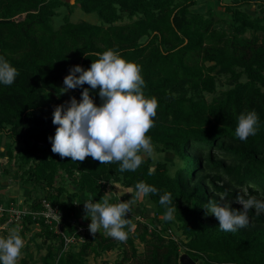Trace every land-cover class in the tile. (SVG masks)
<instances>
[{
	"label": "trees",
	"instance_id": "trees-1",
	"mask_svg": "<svg viewBox=\"0 0 264 264\" xmlns=\"http://www.w3.org/2000/svg\"><path fill=\"white\" fill-rule=\"evenodd\" d=\"M210 1L223 9L222 15L212 5L194 11ZM74 3L85 13L98 14L102 23H74L67 14L55 29L57 10L69 3L0 0V57L19 73L11 86L0 84V137L10 140L8 162L17 164L21 183L31 187L27 213L8 224L5 213L0 227L21 225L18 233L24 241L30 226H39L30 242L42 239L46 248L41 263L24 257L20 264H89L90 258L114 251H120V257L112 264H181L184 254L196 264H264V213L249 210V226L229 233L220 230L219 221L205 208L209 200L221 202L220 195L226 193L232 207L242 210L235 199L249 184L255 188H249L248 195L264 201V0ZM252 6L256 13L248 10ZM225 24L227 30L220 27ZM107 50L140 66L145 97L158 101L154 127L147 135L154 150L173 158L170 163L161 160L153 166L151 159L143 158L136 171L121 173L117 162L102 165L91 157L72 162L52 153L49 137L54 138L58 127L52 123L56 106H67L72 97L80 102L85 88L97 106L102 104L99 89L87 84L69 90L70 95L63 93L65 77L77 65L88 70L98 59L94 54ZM222 78L228 89L218 91ZM251 111L259 117L258 131L242 142L235 136L238 116ZM138 182L158 190L144 197L154 217L140 220L127 214L135 228L125 229L126 242L104 231L80 235L84 203L101 201L114 184L135 193ZM166 192L171 193L170 206L177 208L171 221L157 217L167 210L159 203ZM47 203L60 211L62 230L80 241L79 247L73 249L77 242L68 244L47 223L42 215ZM11 205L24 210L18 202L0 200V206ZM174 230L183 237H173Z\"/></svg>",
	"mask_w": 264,
	"mask_h": 264
},
{
	"label": "clouds",
	"instance_id": "clouds-1",
	"mask_svg": "<svg viewBox=\"0 0 264 264\" xmlns=\"http://www.w3.org/2000/svg\"><path fill=\"white\" fill-rule=\"evenodd\" d=\"M94 55L98 59L91 63L88 70L79 65L70 68V74L63 81L65 88L62 91L65 93L87 84L91 90L99 89L102 104L97 106L89 89L85 88L80 102L72 97L67 106H56L52 123L58 127L54 138L49 137L51 151L61 158H71L72 162H83L87 157L102 165L117 162L121 173L134 172L144 162L141 153L148 156L154 153L151 137L147 134L154 127L158 101L155 97H145V81L140 66L126 61L114 50ZM18 75L17 69L0 57V84L11 86ZM258 125L259 117L255 111L241 113L235 136L242 142L246 141L257 134ZM153 173L154 168H150L148 174ZM76 175H80V171L77 170ZM249 188L255 186L249 184L243 187V194L235 199V203L242 205V210L232 207V201L226 199V193L220 195L222 203L209 200L205 206L207 214L219 221L221 231L234 233L248 227V212L251 209H255L257 214L264 213V201L249 196ZM129 192H133V189H129ZM157 193L154 186L138 182L134 196L127 202L111 204L106 198L108 194L97 203L87 201L84 203V212L85 219L91 221L90 233L95 235L103 229L108 237L126 242L128 232L125 229L130 231L135 228L131 220L126 218L132 205L149 194ZM159 203L167 209L163 219L171 221L177 211L176 206H170L171 193L160 196ZM23 247L24 241L15 228L7 236H0V264H17Z\"/></svg>",
	"mask_w": 264,
	"mask_h": 264
},
{
	"label": "rangeland",
	"instance_id": "rangeland-1",
	"mask_svg": "<svg viewBox=\"0 0 264 264\" xmlns=\"http://www.w3.org/2000/svg\"><path fill=\"white\" fill-rule=\"evenodd\" d=\"M69 3L68 5L60 8L57 10V15L54 16L52 20V25L55 29H59L60 26L64 23V17L67 14H71V21L74 23L86 21L92 24H101L102 20L99 17L98 14L93 13V14H88L85 13L81 8L80 5L75 4L74 0H63ZM226 2L228 0H225ZM212 7L216 10V12L220 15L223 12V9L220 8L219 6L214 5L213 1L207 2L205 4H201L198 6V8L194 9V11H201V10H207L208 7ZM214 5V6H213ZM248 10L253 14L256 13V7L252 6L249 7ZM258 12V11H257ZM222 15V14H221ZM222 18V16H220ZM225 17V16H224ZM220 27L224 30L228 29V25H220ZM228 89V85H226V78H222L221 82H219L218 85V91H224ZM67 95H70V91L65 92ZM208 99H211V95H207ZM10 140L6 136H1L0 137V200L4 202H9V201H14L18 202V205H21L24 207V210L26 211L27 206H26V201L29 197V194L31 192V187L29 185H23L21 183V180L19 176L16 174L18 166L17 164H13V162H8V158L6 155V151L8 149ZM16 150V149H15ZM143 158H149L152 161L153 166L161 160H166L168 163L173 161V158L169 155H162L158 153L156 150H154V153L152 156H148L147 154L143 153ZM8 172V174L6 173ZM67 188L70 191L74 190V187L71 183L66 182L65 183ZM107 196L110 198H117V203L120 201L122 202H127L134 196L135 193L129 192L128 189L123 188L119 184H114L112 186H108L107 188ZM33 197L36 196L35 193L32 194ZM145 198H141L137 200L131 207V212L128 213L131 216L136 217V219L143 220L145 217H154V211L151 209L149 205L145 204ZM145 213V215H143ZM165 212H160L159 215L157 216L160 220H163ZM85 212L80 211L79 217L82 220V223L79 225V232L80 235H84V233L89 230V224L91 223L90 219H85ZM21 225H16V226H11V225H6L3 228H0V236L3 235V232H10L12 228H15L18 232L21 230ZM40 231L39 226L36 227H31L30 226V231L27 233V237L24 240V247L21 251V256L19 260L17 261V264H20V261L24 257H29L33 262L36 263H41L42 258L46 254V248H43L42 246V239H38L35 242H30V239L33 235H35L37 232ZM104 230L101 229L99 232H103ZM177 231V230H176ZM175 230L172 232L173 237L176 239H179L183 237L181 233L178 231L176 232ZM77 242L74 244L73 249H76L79 247V242L80 241H75ZM140 251L144 250V247L142 244H138ZM120 257V251H114L110 252L106 255H104L102 258L95 259V258H90L89 259V264H112L114 263L118 258ZM201 264V263H197Z\"/></svg>",
	"mask_w": 264,
	"mask_h": 264
},
{
	"label": "built area",
	"instance_id": "built-area-1",
	"mask_svg": "<svg viewBox=\"0 0 264 264\" xmlns=\"http://www.w3.org/2000/svg\"><path fill=\"white\" fill-rule=\"evenodd\" d=\"M5 213H8L9 215V219L7 221L8 224L13 221H20L21 217L27 213V210L25 211L23 209L16 208L14 205H11L9 208L0 206V218L4 217ZM42 215L46 218L47 223L55 227L57 229V232L62 234L67 239L68 244L75 241V238L73 236L71 238H68L62 230V215L56 207H53L51 204L47 203L46 210L42 213Z\"/></svg>",
	"mask_w": 264,
	"mask_h": 264
},
{
	"label": "water",
	"instance_id": "water-1",
	"mask_svg": "<svg viewBox=\"0 0 264 264\" xmlns=\"http://www.w3.org/2000/svg\"><path fill=\"white\" fill-rule=\"evenodd\" d=\"M180 262L181 264H196V262L187 254L182 255Z\"/></svg>",
	"mask_w": 264,
	"mask_h": 264
},
{
	"label": "crops",
	"instance_id": "crops-1",
	"mask_svg": "<svg viewBox=\"0 0 264 264\" xmlns=\"http://www.w3.org/2000/svg\"><path fill=\"white\" fill-rule=\"evenodd\" d=\"M66 2V1H65Z\"/></svg>",
	"mask_w": 264,
	"mask_h": 264
}]
</instances>
